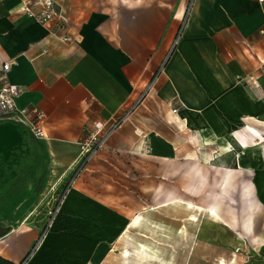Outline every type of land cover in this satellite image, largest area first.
<instances>
[{
    "label": "crops",
    "instance_id": "1",
    "mask_svg": "<svg viewBox=\"0 0 264 264\" xmlns=\"http://www.w3.org/2000/svg\"><path fill=\"white\" fill-rule=\"evenodd\" d=\"M19 2L0 0V57L12 63L9 83L22 90L17 108L44 114L45 138L40 140L47 155V183L56 186L71 176L79 164L78 143L95 125H108L127 115L129 124H124L125 118L106 148L126 157L139 151L142 174L148 176L152 167L158 168L163 182L185 183V191L178 186L177 192L195 198L206 185L219 194L218 183L230 170L231 187L229 194L219 196V211L214 206L205 209L219 215L221 199L232 198L233 193L246 214L251 205V220L252 213L264 207V148L249 149L251 140L264 141V35L260 33L264 4L257 0H66L67 34L76 42L63 43L56 24L44 26L14 13ZM168 102L182 104L176 115L170 113ZM156 106L162 108L159 129L153 125L151 137L136 142L133 128L151 122ZM14 124L20 126L0 121L4 129L17 127ZM238 134L243 137L241 146ZM163 188L166 200L156 207L155 216L174 225L175 231L182 225L180 219L170 218L160 206L175 201L193 204ZM65 199L64 211L70 217L91 215L106 234L115 231L117 225L109 219L114 212L89 200L82 189L71 188ZM31 210L32 206L27 212ZM234 223L232 229L249 237L246 241L239 237L243 246L236 264L250 253V264H264V227L262 233H255L253 220L244 229L242 222ZM147 224L140 215L135 217L126 238L133 241L131 256L136 261L155 264L147 255L138 256L136 240L167 250L168 244L139 235L137 228ZM17 229L0 226V258L12 264H19L39 235V230ZM234 239L228 236L226 263L235 251ZM174 247L181 251L180 257L186 256L181 249L184 242ZM101 248L105 251L106 244ZM125 257L129 259L128 252ZM165 257L161 255L159 261ZM25 264H89L88 234H51Z\"/></svg>",
    "mask_w": 264,
    "mask_h": 264
},
{
    "label": "rangeland",
    "instance_id": "2",
    "mask_svg": "<svg viewBox=\"0 0 264 264\" xmlns=\"http://www.w3.org/2000/svg\"><path fill=\"white\" fill-rule=\"evenodd\" d=\"M247 58L249 62L255 66L257 65L256 61L251 57L248 56ZM154 109L155 112L151 122L147 121L148 124L146 126H136L137 129L143 132V137H136L133 134L136 142L148 140V135L150 137L152 135L151 127L153 125L158 124L157 129H159L162 108L156 106ZM126 116L121 118L124 119ZM129 121L126 118L124 124H129ZM15 126L17 127L10 129L0 127V226L6 229H17L18 226H21L20 229H17L19 232L26 229H30L26 232L39 230V235L35 238L28 252V259L51 234L65 236L74 233H87L89 264H135L134 261L136 260L131 256L134 253L133 241L126 238L128 226L139 215L141 220L147 221V219L159 212V207L157 210L156 207L166 200L161 195L162 186L165 191L168 190L170 193H175L178 195L177 197L193 204L192 206L184 202L186 204L184 217L180 218L179 221L184 229L182 243L184 242L185 247H181V249L184 250V255L186 256L184 257L185 259L180 257L181 251L176 247L172 248V253L174 258H176V262L174 261L173 264L189 263L188 257L194 240H198L200 246L195 263L192 264H227L225 261L227 260L228 246L225 245L228 243V236L236 239L241 237L245 241L249 239V237L239 232L237 228H231L232 221L235 222L234 224L237 223V225L242 222V229H244L246 226H250L249 223L252 225L253 220L254 232L262 233L264 207L260 206L259 209L257 208V211L252 213L251 220V214L249 213L251 205L249 204V211L246 214L245 206L240 207L237 203V195L235 193H233L232 198L228 196L221 199L220 214L215 217L206 230L196 232L197 225L202 220V215L207 211L205 208L214 206L219 211V196L227 192L229 194L230 180L232 178L230 170L225 172V176L222 178L223 182L218 183L219 194L210 192L206 185V189L198 197L182 196L187 184L163 182L159 169L155 167H152L153 172L148 176L141 173L142 169L139 167V164H141L139 159L142 157L138 154L139 151H134L131 157L110 152L106 147L113 134L103 148L81 165V168L73 177L71 176L55 186V183L46 182L47 155L43 143L41 140L34 138L27 127ZM255 131L258 132L257 130ZM133 132L135 133V128H133ZM235 136L241 146L239 140L243 139L242 135L238 134ZM249 143V149L264 148V141L261 139L257 142L251 140ZM254 144L256 145L252 146ZM178 186L184 189L182 193L177 192ZM200 186H203V183ZM71 188H80L92 202H98L109 207L114 212V215L109 219L117 225L115 231L106 234L91 215L88 217L86 215L70 217L64 211V207L68 204L65 197ZM243 190H247L245 186ZM243 196H245V193ZM229 202H235V204L232 205ZM56 203L58 204L57 207ZM31 206L32 210L28 213L27 211ZM194 215L197 219L196 223L189 220ZM52 217L55 219L54 223L51 228L47 229ZM87 218H91L89 219L91 221ZM214 224L217 225L214 226ZM42 235H46L47 238L45 237L46 239L43 240ZM131 236L136 239L135 231H131ZM236 239H234L235 244ZM104 244L107 247L105 251L101 248ZM162 251L166 255L168 250L163 248ZM126 252L129 253V259L125 257ZM237 253L238 250L235 248V251L231 254L235 257V264L237 262ZM251 258L252 255L250 253L241 264H250ZM136 262L142 264L141 262Z\"/></svg>",
    "mask_w": 264,
    "mask_h": 264
},
{
    "label": "built area",
    "instance_id": "3",
    "mask_svg": "<svg viewBox=\"0 0 264 264\" xmlns=\"http://www.w3.org/2000/svg\"><path fill=\"white\" fill-rule=\"evenodd\" d=\"M65 1L20 0L17 8L13 12L23 14L44 26L54 23L58 27L57 30L61 32L59 36L61 42L75 43L76 39L70 34H67L69 20L66 15L67 12L63 9ZM257 2L261 5L264 4V0H257ZM32 7H36L37 11H33ZM260 33L264 35V30H261ZM11 64L9 60L0 57V121H11L27 127L34 138L43 140L45 138L41 127L42 121L44 120L43 112L38 109H18V106H16V99L20 96L22 90L18 86L10 84L8 81ZM180 105L182 106L179 102ZM179 106L174 105L172 102L167 103V107L172 115L177 114ZM124 120L125 118H121L108 125H95L92 131L78 143L79 163L87 162L98 150L103 148L108 139L120 128ZM135 134L136 137H143V132L137 129V127L135 128ZM57 205L56 203V207ZM54 220V217H52L47 229L51 228ZM46 235H42L43 240Z\"/></svg>",
    "mask_w": 264,
    "mask_h": 264
},
{
    "label": "bare ground",
    "instance_id": "4",
    "mask_svg": "<svg viewBox=\"0 0 264 264\" xmlns=\"http://www.w3.org/2000/svg\"><path fill=\"white\" fill-rule=\"evenodd\" d=\"M184 202L182 201H175L169 204H164L161 206L160 210L161 212L166 213L170 218L173 219H180L184 217L185 213V206ZM217 217V214L211 210L207 209L206 212L202 215V220L200 221V224L197 225L196 232H203V230H206L207 227L212 223V221ZM192 222H197L196 216L194 215L191 219H189ZM148 224L144 229L137 228V233L141 236L145 235H151L153 237H158L162 239L163 242L168 244L167 247H169L167 254L165 255V259L161 262L159 259L161 258V255L163 254L162 249L155 245H148L145 243V241L141 239L136 240V253H138L139 257H142L144 259L147 255V257H150L155 264H173L175 261L174 255L172 253V248L177 244H182V237H183V228L179 226L175 231L173 230L174 225L169 224L168 222L164 221L162 218L158 216H153L149 218ZM129 236V235H128ZM200 246V242L198 240H194L191 244V250L188 257L189 263L192 264L195 263V259L197 258V252L198 248ZM237 250H240L242 247V240L240 238L236 239V244L234 246ZM227 264H235V257L233 255H230L228 258Z\"/></svg>",
    "mask_w": 264,
    "mask_h": 264
},
{
    "label": "trees",
    "instance_id": "5",
    "mask_svg": "<svg viewBox=\"0 0 264 264\" xmlns=\"http://www.w3.org/2000/svg\"><path fill=\"white\" fill-rule=\"evenodd\" d=\"M83 164H84V163H79V164H78L77 168H76V169L73 171V173L71 174L72 177H73L74 174L77 173V171L81 168V165H83ZM71 176H70V177H71ZM62 195H64V194L62 193ZM64 196H65V195H64ZM28 256H29V253H27V254L23 257V259L19 262V264H25V262H27V260H28ZM0 264H12V263H10V262H8V261H6V260L0 258Z\"/></svg>",
    "mask_w": 264,
    "mask_h": 264
}]
</instances>
